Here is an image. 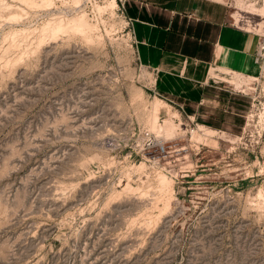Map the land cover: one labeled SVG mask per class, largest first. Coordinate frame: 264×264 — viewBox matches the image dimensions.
I'll return each mask as SVG.
<instances>
[{"label":"rangeland","instance_id":"1","mask_svg":"<svg viewBox=\"0 0 264 264\" xmlns=\"http://www.w3.org/2000/svg\"><path fill=\"white\" fill-rule=\"evenodd\" d=\"M33 3L0 0V264H264V0L232 1L228 132L160 96L122 0Z\"/></svg>","mask_w":264,"mask_h":264},{"label":"crops","instance_id":"2","mask_svg":"<svg viewBox=\"0 0 264 264\" xmlns=\"http://www.w3.org/2000/svg\"><path fill=\"white\" fill-rule=\"evenodd\" d=\"M232 1L124 2L133 20L138 58L152 70L158 93L209 132L242 126L240 75L251 76L258 63L250 51L251 39L232 25ZM241 11L232 13L239 22ZM246 12L264 18V3L259 12Z\"/></svg>","mask_w":264,"mask_h":264},{"label":"bare ground","instance_id":"3","mask_svg":"<svg viewBox=\"0 0 264 264\" xmlns=\"http://www.w3.org/2000/svg\"><path fill=\"white\" fill-rule=\"evenodd\" d=\"M41 2H42V4H47V5H49L50 4V2H51V0H40ZM21 2H23V3H26V5L28 4V3H31L30 5H32V3L34 2V0H21ZM34 4V3H33ZM39 4H41V3H39ZM39 4H37V5H39ZM34 6V5H33ZM39 6H41V5H39ZM39 6H37V7H39ZM51 6V5H50ZM47 7H49V6H47ZM24 9V8H23ZM25 10V9H24ZM23 10V11H24ZM69 15V14H68ZM15 16V15H14ZM12 18V17H11ZM14 18V17H13ZM82 18V17H81ZM17 19V16L15 17V20ZM59 28H61V27H59ZM59 30L60 29H58L57 28V32L56 33H58L59 32ZM62 30V29H61ZM56 31V30H55ZM53 33H55V32H53ZM157 116H159V115H157ZM157 118V117H156ZM158 119V118H157Z\"/></svg>","mask_w":264,"mask_h":264},{"label":"built area","instance_id":"4","mask_svg":"<svg viewBox=\"0 0 264 264\" xmlns=\"http://www.w3.org/2000/svg\"><path fill=\"white\" fill-rule=\"evenodd\" d=\"M124 2H125V0H122V8H123V12H124V14L126 15V17H127V19H128V21L130 22V24H131V30H132V24H133V20L126 14V11H125V7H124ZM133 34V33H132ZM134 37V36H133ZM160 152H164V151H166V146L165 145H162L161 147H160Z\"/></svg>","mask_w":264,"mask_h":264}]
</instances>
